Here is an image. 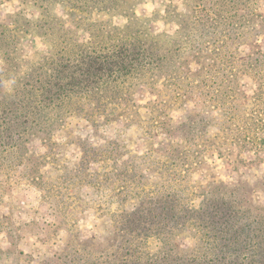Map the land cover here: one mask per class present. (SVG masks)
<instances>
[{"label":"trees","instance_id":"obj_1","mask_svg":"<svg viewBox=\"0 0 264 264\" xmlns=\"http://www.w3.org/2000/svg\"><path fill=\"white\" fill-rule=\"evenodd\" d=\"M88 1L31 0L40 9L37 21L25 19V26L19 24L17 17L21 14L15 17L18 23L14 21L12 29L18 33L16 40L22 39L21 32L27 35L34 30L48 41L53 39L50 35L65 37L71 33L76 39L78 33L77 26L75 29L62 26V19L50 11L54 5H70L83 12L91 6L106 18L95 22V41L90 38L80 44L75 40L74 55H66L68 51L64 50L42 54L26 80L19 75L13 93L5 92L0 97V129L13 139L5 147L22 144L40 120L51 121L47 113L61 108L67 99L89 97L92 91H97L99 97L97 124L120 117L135 121L131 109L135 89L146 86L156 90L158 96H168L155 103L156 109L170 104L183 106L186 100L206 97L204 107L207 111L190 114L177 131L184 134L185 146L179 142L183 150L180 155H189L187 143L195 137L196 131L206 133L207 128L215 127L220 121L222 129L230 133V145L238 148L241 166L264 162V136L260 135L264 132V48L259 42L264 34L261 0H188L189 13L185 16L179 15L170 5L163 13L156 14L163 24L177 28L173 33L154 31L148 20L137 17L136 7L146 0ZM48 11L51 16L47 18ZM67 14L73 15L75 11L71 9ZM79 14L78 29L93 37L90 23ZM116 17L124 18L125 22L114 24ZM183 17H187L186 30L193 29L186 34L180 26ZM181 37L185 38V44H190L189 50L187 45L180 44ZM209 45L212 54L203 56L204 60L217 63V59H221L223 65L214 69L223 76L224 84L220 85L223 89L219 90L218 85L212 96L209 95L211 91L202 89L197 81L204 67L199 54ZM183 46L186 48L182 49ZM183 50L194 53L181 56L179 51ZM4 55L7 64L10 57ZM244 77L253 83L251 92L246 90L245 83H239ZM181 81H187L183 91L177 89L172 95L171 91L167 94L169 83ZM110 90L112 95L107 96ZM15 104L16 109L12 107ZM10 114L13 115L9 120H3V116ZM32 116L33 121H29ZM59 116L56 122L62 118ZM228 122L234 127L225 126ZM199 126L204 128L198 130ZM157 128L164 130V134L170 133L162 126ZM227 146H220V157L231 156L225 153L227 149L232 151ZM248 152H253L254 158H244L243 153ZM260 188L264 193V181ZM253 189L244 182L228 186L223 181L211 180L198 205L182 201L185 198L176 195L158 208H145L151 205V198L146 200L147 204L142 201L141 207L125 215V221L136 227L115 230L118 238L115 247L87 240L81 249L70 248L58 255L56 264H264V200L253 199ZM151 239H157L160 244L155 251L149 248Z\"/></svg>","mask_w":264,"mask_h":264},{"label":"rangeland","instance_id":"obj_2","mask_svg":"<svg viewBox=\"0 0 264 264\" xmlns=\"http://www.w3.org/2000/svg\"><path fill=\"white\" fill-rule=\"evenodd\" d=\"M187 1L146 0L136 7L135 13L139 19L148 20L154 31L173 33L177 28L163 24L156 13H163L172 5L179 15L185 16L189 13ZM259 8L264 13V0L260 1ZM71 9L75 14H67ZM50 11L62 19L60 23L66 29L77 26L76 39L68 33L65 37L50 35L53 39L48 41L33 30L27 35L21 32L22 39L16 40L18 33L12 28L18 13L21 14L17 17L19 24L26 26L25 19L37 21L40 9L31 0H0V97L5 92L13 93L15 80L19 75L26 80L32 66L43 55L62 50L68 51L66 55H74L75 40L80 44L90 38L95 41V22L106 18L91 6L83 12L70 5L57 4ZM79 13L90 23L93 37L78 29ZM49 16L48 11L47 18ZM186 19L183 17L180 25L185 34L193 30H186ZM124 22V18H113L114 24ZM182 37L180 44L187 45L189 50L190 44H185ZM259 42L264 48V34ZM81 47L87 49L85 45ZM179 52L181 56L194 53ZM4 53L10 57L7 64ZM211 54V46H204L199 54L204 67L201 77H197L202 89L211 91L210 96L215 94L214 88L219 85L222 90L220 85L224 84L222 74L214 71L223 67L221 59L216 63L203 58ZM239 83H245L246 90L251 92L250 78L244 77ZM186 85L187 81L169 83L167 94L171 91L172 95L177 89L183 91ZM159 88L164 87L159 85ZM89 95L67 99L61 108L47 113L51 121L40 120L23 143L13 148L5 147L13 139L0 129V264H56L58 255L70 248L81 249L87 240L115 247L118 241L115 230L136 227L125 221V215L141 207L142 201L147 204L146 200L151 198V205L145 208H158L176 195L184 197L182 201L198 205L211 180L223 181L228 186L247 183L254 187L253 199L264 200L260 188L264 181V162L241 166L238 148L230 145V133L222 129L220 121L215 127L207 128L206 133L196 131L195 137L187 143L191 152L180 155L183 150L179 142L184 144V134L177 131L190 114L207 111L206 97L186 100L183 106L170 104L156 109L155 103L168 96H158L156 90L146 86L136 87L132 102L135 106L131 105L135 121L120 117L99 125L95 119L99 111L98 92L92 91ZM109 95H112L111 90ZM16 106L12 105L14 109ZM12 115L3 116V120H9ZM58 116L62 118L56 122ZM29 121H33V116ZM158 125L170 133L158 130ZM225 126L234 127V124L228 122ZM260 135L264 136V132ZM220 146H230L232 151L227 149L225 153L231 156L220 157ZM184 157L186 159L182 160ZM243 157L252 159L254 153H243ZM181 161L187 164L181 165ZM184 243L187 244V240ZM148 245L155 251L160 244L157 239H151Z\"/></svg>","mask_w":264,"mask_h":264}]
</instances>
